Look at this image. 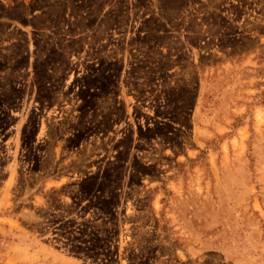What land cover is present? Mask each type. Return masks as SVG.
Masks as SVG:
<instances>
[{"label": "rangeland", "instance_id": "obj_1", "mask_svg": "<svg viewBox=\"0 0 264 264\" xmlns=\"http://www.w3.org/2000/svg\"><path fill=\"white\" fill-rule=\"evenodd\" d=\"M0 264H264V0H0Z\"/></svg>", "mask_w": 264, "mask_h": 264}]
</instances>
